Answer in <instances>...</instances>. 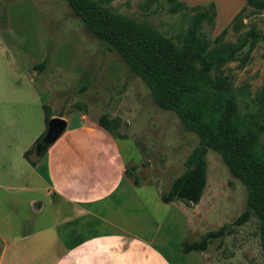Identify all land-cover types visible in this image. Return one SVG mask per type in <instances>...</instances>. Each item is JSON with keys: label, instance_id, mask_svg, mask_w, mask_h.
<instances>
[{"label": "rangeland", "instance_id": "1", "mask_svg": "<svg viewBox=\"0 0 264 264\" xmlns=\"http://www.w3.org/2000/svg\"><path fill=\"white\" fill-rule=\"evenodd\" d=\"M92 1H102L104 7L123 18L148 24L175 44L186 35L195 14L191 9L170 13L168 0H159V8L157 0ZM179 1L188 7L217 3L214 0ZM254 1L255 6L246 7L241 18L229 27V0H220V25H224L219 28L216 19L212 25L204 23L202 32L214 39L229 27L224 37L227 42H236L250 29L264 33V8L261 7L264 0ZM231 2L233 6L235 1ZM0 36L12 46H9L11 51L21 52L19 84L24 91L25 116L35 115L32 124L37 125L39 113L42 133L46 131L44 106H49L51 117L57 115L65 121V129L67 120L70 126L83 121L98 125L99 117L105 113L115 121L112 132L108 133L115 138L122 136L118 145L125 159L135 166L133 178L139 182L137 193L146 203L152 224L163 226L165 250L173 264H264L260 221L252 215L243 225L235 224L249 209L247 190L232 176L218 153L208 151L207 185L197 206L180 201L163 203L161 193L184 173V163L199 146V137L187 130L174 112L155 103L128 63L86 28L66 0H0ZM246 51L247 47L243 53ZM43 62L46 63L44 71L35 70ZM240 63L239 60L228 63L221 72L228 76L240 113L245 117L259 110L260 93L264 90V41L256 43L246 66ZM7 70L0 65V86L9 82L17 84L16 78L3 77ZM54 118H50L49 124ZM31 157L35 158V154ZM21 196L18 190L0 191V218L9 216L10 225L18 234V211L24 210L23 206H16L15 211L3 202L9 205ZM31 226L34 228L35 224ZM222 227L225 235L214 240L207 251L183 253L185 243L199 241L203 235ZM12 244L19 249L18 242ZM11 251L0 264H10V259L18 257L11 255ZM21 264L24 263L21 261Z\"/></svg>", "mask_w": 264, "mask_h": 264}, {"label": "crops", "instance_id": "2", "mask_svg": "<svg viewBox=\"0 0 264 264\" xmlns=\"http://www.w3.org/2000/svg\"><path fill=\"white\" fill-rule=\"evenodd\" d=\"M214 1L221 28L220 0ZM231 1L229 22L246 6L245 0H233L234 7ZM9 46L0 36V65L11 72L3 77L17 79V84L8 80L0 86V191H20L21 201L11 198L3 205L24 210L18 211L19 234L9 216L0 218V263L12 250L18 257L10 264H173L163 226L152 224L138 186L125 176L133 165L118 138L97 124L70 126L67 120L68 127L36 166L25 159L42 126L39 113L37 125L32 124L35 115L25 116L21 52Z\"/></svg>", "mask_w": 264, "mask_h": 264}, {"label": "trees", "instance_id": "3", "mask_svg": "<svg viewBox=\"0 0 264 264\" xmlns=\"http://www.w3.org/2000/svg\"><path fill=\"white\" fill-rule=\"evenodd\" d=\"M74 14L98 39L109 45L128 63L131 70L144 82L155 103L174 112L187 130L199 137L197 146L185 161V171L167 191L161 193L165 204L183 202L197 206L207 185V154L218 153L234 178L247 190L246 210L235 222L243 225L252 215L260 221V243L264 253V90L260 93L259 110L243 116L228 76L221 72L226 64L240 61L242 67L264 33L250 29L236 42L224 37L231 25L241 18L246 7L255 6L254 0H245L246 6L235 16L229 27L216 38H208L203 24H214L217 8L214 2L188 7L179 0H168L172 14L191 9L195 14L191 27L179 43L160 36L146 23L123 18L108 10L102 1L66 0ZM158 8L160 3H158ZM264 8V3L261 5ZM247 47V51L243 50ZM46 63L35 66L41 72ZM46 131L24 153L32 165L45 156L51 143H46L51 118L49 106H44ZM62 116V115H61ZM115 121L102 114L98 125L111 133ZM118 139L122 136H118ZM35 154V158L31 156ZM135 166L126 168L125 176L133 178ZM133 183L138 185L137 178ZM225 228L203 235L199 241L185 243L184 253L205 252L216 239L225 235Z\"/></svg>", "mask_w": 264, "mask_h": 264}, {"label": "water", "instance_id": "4", "mask_svg": "<svg viewBox=\"0 0 264 264\" xmlns=\"http://www.w3.org/2000/svg\"><path fill=\"white\" fill-rule=\"evenodd\" d=\"M65 126L66 123L63 119L61 118L52 119L51 124H48L46 141L49 140V143H53L57 139L58 135L65 130Z\"/></svg>", "mask_w": 264, "mask_h": 264}]
</instances>
